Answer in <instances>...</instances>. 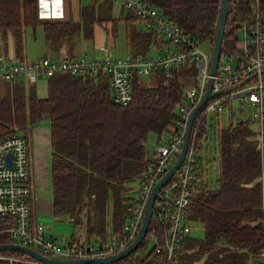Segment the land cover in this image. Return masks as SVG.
I'll list each match as a JSON object with an SVG mask.
<instances>
[{
  "label": "trees",
  "instance_id": "trees-1",
  "mask_svg": "<svg viewBox=\"0 0 264 264\" xmlns=\"http://www.w3.org/2000/svg\"><path fill=\"white\" fill-rule=\"evenodd\" d=\"M144 1L199 44L212 47L221 0ZM102 3L106 1L99 2L96 9L98 21L110 19ZM255 6V0H229L221 51L235 47L238 27L252 19ZM258 6L264 15V0H258ZM129 18L126 40L132 55H143L151 44L164 42L153 32L135 30L131 25L137 18L132 14ZM37 25H42L45 44L52 51L81 32L79 25L70 21L40 22L37 0H0V37L6 44L8 36H13L17 58L23 50L22 30ZM187 72L188 68H180L170 77L154 72L149 76L153 81L150 85L135 77L132 99L124 106L113 102L108 80L102 75L52 74L47 77L45 97L37 95L36 82L0 81V139L11 134L26 136L32 126L47 117L53 218L83 230L90 242H103L109 232L120 237L151 164L146 149L148 135L154 133L159 144L174 131L175 105L183 99L181 81ZM214 125L201 134L214 139L218 179L216 184L206 182V174H201L189 213V220L200 226L204 235L182 241L177 252L179 264H258L256 255L264 246V234L259 225L246 224L260 216L259 187L252 184L259 170L258 146L249 140V122L223 128L217 122ZM137 181L139 187L134 189ZM154 226L152 218L149 230ZM6 242L13 240L0 234V243ZM146 249L145 237L117 264H161L162 257ZM0 254L24 257L17 251Z\"/></svg>",
  "mask_w": 264,
  "mask_h": 264
},
{
  "label": "built area",
  "instance_id": "built-area-1",
  "mask_svg": "<svg viewBox=\"0 0 264 264\" xmlns=\"http://www.w3.org/2000/svg\"><path fill=\"white\" fill-rule=\"evenodd\" d=\"M114 1L121 2L124 9L141 23L143 30L157 34L170 47L162 54L126 53L123 57H111L107 48L97 57L83 53L76 58L40 57L32 61L9 62L0 55V81L32 84L39 78L57 73L102 75L108 80L113 102L124 106L132 99L135 77H148L154 72H163L170 77L175 70L188 68L181 81L183 99L175 105L174 131L157 145L138 189L136 205L122 226V235L110 236L102 243L88 241L85 232L77 230L73 239L63 244L51 229L32 221L29 140L22 134L1 138L0 234H6L14 243L54 259L102 257L125 249L139 232L152 187L178 157L189 116L204 96L210 78L214 95L195 114L183 161L156 195L151 216L155 226L151 230L148 226L145 235L147 246L162 257L161 264L180 263L177 252L194 227L189 220L191 199L198 191L201 174L207 172L208 162L199 151L202 139L210 136L202 135L201 131L211 130L208 118L212 117L214 123H218V117L225 109H228L230 120L249 122L252 126L249 140L255 141L259 150V170L253 183L259 187L260 216L246 224L259 225L264 234V15L259 10L258 0H255L252 19L238 27L235 47L220 52L213 75L210 72L212 47L210 51H204L197 40L144 0ZM217 245L232 248L228 244ZM256 256L258 264H264V246ZM0 261L7 264H45L26 254L24 257L0 254Z\"/></svg>",
  "mask_w": 264,
  "mask_h": 264
},
{
  "label": "crops",
  "instance_id": "crops-1",
  "mask_svg": "<svg viewBox=\"0 0 264 264\" xmlns=\"http://www.w3.org/2000/svg\"><path fill=\"white\" fill-rule=\"evenodd\" d=\"M76 1H77V8H76L74 14H72V12H71L72 11L71 0H42L41 4L43 5V10H45L48 13L50 12V14L52 16L60 15V10H61L62 5H63L64 9L65 10L67 9L66 12L69 13L68 17L70 16V18L66 21L74 22V23L78 24L79 27L81 28L80 34L74 36L73 39L69 40L70 42H66L57 51H54V50L52 51L49 49V47L47 45H45V48H46L48 54H47V56H44V57H47L50 59H58V57H60V56L76 58V57L82 55L83 53H86V52L78 53L79 42L81 41L82 37L85 39L92 38L94 25L97 24V25L101 26V28L103 29L104 32H106L108 35H110V34L113 35L116 32L118 21H124L125 27L128 24H130L128 22H131V19L129 18V14H131V13L127 12L124 9L121 2L114 1V0H90L89 2H86L88 0H76ZM104 1H106V3H102V6H104V8L107 10V14H109L110 19L98 21L96 15H95L96 11H97L96 9L98 7L99 2H104ZM114 2L120 4V9H119V11H117L116 14L114 13ZM37 7H38V0H37ZM92 7H94V9ZM88 10H93V11H88ZM38 15H39V12H38ZM114 20H116L115 21V23H116L115 29L113 27ZM52 22H55V21H52ZM108 25H109V27H108ZM131 26H133L135 28V30H138L140 32H147V31L143 30L142 25L138 20H135L133 25H131ZM138 26H140L141 29H140V27L138 28ZM10 36H12V35H10ZM10 36H8V39ZM12 38H13V36H12ZM8 39H7V41H8ZM12 42H13V45H15V41H12ZM2 43L3 42L0 41V44H2ZM163 45H165L166 49L169 48L168 47L169 45H167L166 43H163V42L161 43L160 46H157L156 44L153 43L150 45L148 51L143 55L149 54L150 51H152V50L157 52L158 49L161 48ZM14 49H15V47H14ZM126 53H130L128 51V49H127ZM0 55L4 56L6 61H9V62L28 61L29 59H32V58H27L26 55L23 54V50H22V54H21L20 58H17L16 54L15 55H9L7 50H6V46L5 47L3 46L2 48H0ZM139 55H141V54H139ZM93 57H97V56H93ZM34 59H36V58H34ZM34 59H32V60H34ZM32 60H30V61H32ZM42 78H47V77H42ZM140 79H142V78H140ZM226 120H227V123L225 126H227L230 123H235L234 121L230 120L228 118V116L226 117ZM208 125H212V129L216 126V125H214V119L212 117L208 118ZM218 126H219V117H218ZM219 128H221V126H219ZM251 128H252V126H251ZM26 136L29 140L28 165H29V170H30V179H31V187H32L29 202H30L32 221L35 224H42L51 230H52V228L55 227L57 229V231L60 232L59 237L62 238V240H63V242H62L58 238L59 241L63 244L69 243L73 239L74 234L72 233L73 235L67 236L69 233L68 229H70V228L64 227L65 226L64 224H58L57 223L58 220L54 219L53 215H52L51 142H50V121H49V119L47 117H45L42 121H40L36 125L32 126L29 133ZM208 141L212 143L213 147L207 145ZM214 145H215V143H214V139L212 138V135L207 139L203 138L201 143H200L199 154L203 158H205L207 162H208L207 154H208L209 150L211 149V147L214 149V154H216V150L214 148ZM206 182H207V179H206ZM208 182H209V180H208ZM252 184H254V183L252 182ZM126 219H127V217H126ZM60 223L71 224L70 222H60ZM194 226H196V225L194 224ZM72 227H73V225H72ZM75 231H77V229L73 227V232H75ZM110 236H113V235L111 233H108L105 240L110 238ZM189 236H191V232L187 237H189ZM187 237H185L184 239H186ZM92 242L98 243L95 241H92ZM99 243H102V242H99ZM149 250L150 249L147 246L146 251H149Z\"/></svg>",
  "mask_w": 264,
  "mask_h": 264
},
{
  "label": "rangeland",
  "instance_id": "rangeland-1",
  "mask_svg": "<svg viewBox=\"0 0 264 264\" xmlns=\"http://www.w3.org/2000/svg\"><path fill=\"white\" fill-rule=\"evenodd\" d=\"M90 0L86 1L89 2ZM42 0H38V12H39V20L40 22L44 21H66L70 18L68 17L69 13L66 12L64 9V6L62 5V8L60 10V15L58 16H52L50 12H46L43 10V5L41 4ZM77 8V1L71 0V9L72 14H74L75 10ZM120 9V4L114 2V13L116 14L117 11ZM71 14V13H70ZM109 27V25H108ZM140 26H138L139 28ZM116 28V27H115ZM129 29V26L125 27L124 21H118L116 32L113 35H108L106 32L103 31L101 26L94 25L93 29V36L90 39H85L82 37L81 41L79 42L78 47V53L86 52L90 56H99L102 54V50L104 48H107L109 50V54L111 57H123L127 52V40H126V33ZM141 29V27H140ZM10 36V35H9ZM0 41L1 37H0ZM13 38L12 36L9 37L6 44H0V48L3 46H6V50L9 55H15V49L13 45ZM45 36L43 32L42 25H37L35 29H32L30 27L25 28L22 30V46H23V54L26 55L27 58H40L47 56L48 52L45 48ZM170 47V46H168ZM210 45L208 43H201L200 48H202L204 51H210ZM166 50L165 45H163L161 48L158 49L157 52L150 51V55H157L162 54ZM29 59L28 61L32 60ZM142 84L144 85H150L152 81V77H143ZM47 78H39L36 82V90L37 95L45 97L47 94ZM228 109H225L223 114L219 116V126L225 127L227 120L226 117L228 115ZM158 145L156 135L154 133H150L147 138L146 143V149L149 153L150 158H152V155ZM208 146H212L211 142H207ZM213 147V146H212ZM211 147L207 154V172L205 178L209 180V182L216 184V180L218 179L219 175V164L218 160H214V157H216V154H214V149ZM205 154V153H204ZM132 187L134 189H137L139 187L138 181L133 183ZM60 222H67L64 220H58V224H64V227H68L69 233L67 236L75 235L77 232H73V227L71 224L68 223H60ZM51 233L59 238L62 242V238H60L59 234L60 232L57 231V229L54 227L52 228ZM73 233V234H72ZM110 233V232H109ZM204 235L203 229L200 226H194L191 230V236L201 239Z\"/></svg>",
  "mask_w": 264,
  "mask_h": 264
},
{
  "label": "water",
  "instance_id": "water-1",
  "mask_svg": "<svg viewBox=\"0 0 264 264\" xmlns=\"http://www.w3.org/2000/svg\"><path fill=\"white\" fill-rule=\"evenodd\" d=\"M228 8H229V0H221L220 10H219V15H218V20H217V27H216V32H215L214 41L212 44V51H211L210 72L212 75L214 74L217 68V63H218L220 52H221L226 19L228 16ZM210 85H211V78L209 79L208 87L205 91L204 96L202 97L200 102L194 107V109L192 110L189 116L184 141H183V144H182V147L178 154L177 159L167 169L165 174L152 187L149 193V196L147 198L146 204H145L143 221L139 229V232L136 235L135 239L125 249L115 254H112L109 256H102V257H92V258H82V259H54V258H50L45 255H42L30 247L20 245L14 242H6V243H0V252L1 251H17V252L29 255L35 259H38L39 261H42L45 264H94V263L114 264L115 262L127 257L129 254L134 252L139 247V245L141 244L142 240L144 239L147 233L149 222H150L152 212H153L154 201H155L158 191L161 189L163 185H165L169 181V179L177 171L178 167L183 161V158L185 156V153L188 147L190 130H191V126H192L195 114L205 104V102L214 95V93L211 92ZM224 90H227V89H224ZM7 158H8V162L10 163L11 155L10 154L7 155Z\"/></svg>",
  "mask_w": 264,
  "mask_h": 264
}]
</instances>
